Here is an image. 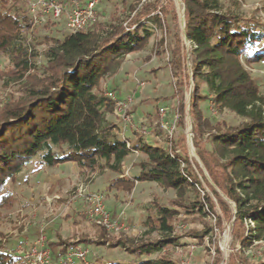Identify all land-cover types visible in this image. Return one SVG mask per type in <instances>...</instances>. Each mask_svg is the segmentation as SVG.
I'll return each instance as SVG.
<instances>
[{"label":"trees","instance_id":"obj_1","mask_svg":"<svg viewBox=\"0 0 264 264\" xmlns=\"http://www.w3.org/2000/svg\"><path fill=\"white\" fill-rule=\"evenodd\" d=\"M182 1L186 36L193 47L194 138L198 144L208 143L198 149L200 156L218 188L211 186L213 192L237 229L239 247L229 264H264V93L246 67L264 62V21L245 16L239 7L226 6L222 0ZM139 2L130 5L124 18L110 22L99 18L89 28L61 37L47 34L37 41L35 29L41 24L34 22L29 9H22L20 0H0V52L11 58L3 83L11 89L0 101V208L14 205L16 196L6 189L7 182L32 161L39 168L75 161L82 176L109 171L114 174L110 189L131 192L135 180H150L176 194L171 205L158 203L148 212L139 239L111 238L104 227L93 223L99 234L90 240L85 235L64 238L58 233L57 240L50 241L54 260L68 247L84 243L120 246L131 257L96 258L90 264H180L172 249L186 241L176 231V220L204 222L206 228L186 231L200 243L212 231L205 217L214 214L221 223L214 200L202 194L192 159L173 147L171 140L166 141L168 146L145 136L132 142L122 132L124 121L116 113L115 99L106 94L116 87L103 88V81L118 72L127 54L147 47L158 28L165 27L160 14H153L159 0H147L138 8ZM126 22L135 27L128 28ZM41 42L45 45L39 48ZM171 54L179 93L181 63L174 58L175 47ZM204 102L241 120L230 124L208 116ZM135 150L143 157L138 162L140 172L131 179L123 172L126 157ZM215 170H222L226 181L216 178ZM247 248L254 249L247 252ZM0 264L29 263L0 247Z\"/></svg>","mask_w":264,"mask_h":264},{"label":"rangeland","instance_id":"obj_2","mask_svg":"<svg viewBox=\"0 0 264 264\" xmlns=\"http://www.w3.org/2000/svg\"><path fill=\"white\" fill-rule=\"evenodd\" d=\"M222 1L226 6L239 7V12L245 16H254L264 21V0ZM237 1L241 3L240 6ZM135 2L136 0H102L100 21L110 22L115 17L124 18L125 14L130 11V5H134ZM183 2L182 0H159L153 9V14H160L163 21H166L165 27L158 28L155 36L150 38L147 47L127 54L118 72L103 81V88L106 90L107 86L109 88L116 87L115 92L119 98L126 100L132 98L128 105V111L134 119V124L122 129L123 133L128 130L131 135L130 139L133 140L134 134L137 137L145 136L146 139L159 142L164 146H168L170 142L168 144L166 141L171 140L174 144L173 147L184 151L185 155L192 159L193 168L205 183L204 187L196 176L197 181L204 188L202 194L208 193L212 197L215 203V212L221 216L220 224L218 217L214 214L205 217V221L212 226V231L201 243L197 237H193L186 231L190 228L202 230L206 228L204 222L201 220L183 222L177 219L176 231L181 233L186 244L173 247L174 256L180 264H229L231 256H235L236 247H239L237 229L235 230L233 218L229 217L230 213L225 211L217 199L216 193L213 192L211 186L217 190L218 188L209 174V171L211 173L209 166L200 156L201 146L204 145L207 148L208 143L205 140L202 142L203 144H198L197 138L188 136L190 130L194 135V119L191 114L194 89L191 71L193 47L186 36L185 3L183 4ZM19 5L22 6V9L27 10L28 0H20ZM127 26L129 27V24ZM35 32L37 41H41L47 34L61 37L70 30L66 18L61 17L36 26ZM44 45L41 42L38 47L42 48ZM172 47H175L177 51L174 58H177L181 63L179 93H177V77L173 74L170 65ZM37 60L42 62L43 57L37 58ZM10 66V56L0 52V101L5 98V92L11 89L6 88L3 84L4 73L9 70ZM246 67L258 79L264 93V62H256L246 65ZM15 86L13 84L12 88ZM177 100H179L178 104L174 105ZM183 102L185 108L181 110ZM203 106L205 114L208 116L223 118L230 124H236L241 120L240 117L227 109L220 111L211 102H204ZM161 107L167 110L166 120L172 123L177 119L171 138L167 136L166 132L160 130ZM142 157L141 153L132 152L128 155L125 159L123 175L135 179V176L140 172L138 162ZM204 163L208 166L209 171ZM214 173L216 178L226 181L222 170H215ZM113 175L105 170L94 172L89 176H82L75 161L43 168H39L35 161H32L16 175L14 180L9 179L7 182L6 189L13 192L16 197L11 208H0V247L13 254L22 255L20 250H26L36 240L42 226L49 239L48 244L51 250L54 246L50 245V241L57 239L58 233L62 234L64 238L71 237L72 234L76 235L80 231L89 240L98 237L99 229L87 217H83L84 211L90 207V202L85 194L94 191L103 193V201L107 208L129 225L128 230L107 231L111 238H120L126 241L139 239L145 229L142 222L148 212H153L158 203L171 205L176 195L175 191L150 180H135V186L131 192L110 189L109 179ZM82 185L87 186L83 193H81L80 187ZM56 196H60V198L56 199ZM49 199L52 200L49 201ZM233 206L234 204H231L234 212ZM90 246L94 250L92 261L96 258L103 260L131 258L120 246H111L110 244ZM253 249L247 248L246 251L252 252Z\"/></svg>","mask_w":264,"mask_h":264},{"label":"built area","instance_id":"obj_3","mask_svg":"<svg viewBox=\"0 0 264 264\" xmlns=\"http://www.w3.org/2000/svg\"><path fill=\"white\" fill-rule=\"evenodd\" d=\"M146 1L140 0L138 8ZM101 2L102 0H28V9L37 24H44L50 19L65 17L69 30L75 32L89 28L99 20ZM129 27L134 28L135 24ZM106 94L115 99L116 113L123 119L124 129L132 126L134 120L128 111V105L132 98L121 99L113 90H106ZM160 114L162 116L161 126L166 131L167 136L171 138L177 119L172 123L166 120L167 110L164 107L160 108ZM134 153L138 154L139 152L135 150ZM80 187L82 189L81 193L86 191L87 186L82 185ZM85 196L90 202V207L84 213L92 223L104 227L108 232L129 229V225L120 216L114 215L107 208L103 201V193L94 191L86 193ZM56 197L58 198V196ZM51 200L49 199V201ZM40 230L36 240L26 250H20L23 259L29 264H76L77 262L90 264L92 262L94 250L92 246L84 243L68 247L57 260H54L44 227L42 226Z\"/></svg>","mask_w":264,"mask_h":264},{"label":"crops","instance_id":"obj_4","mask_svg":"<svg viewBox=\"0 0 264 264\" xmlns=\"http://www.w3.org/2000/svg\"><path fill=\"white\" fill-rule=\"evenodd\" d=\"M131 132H132V130H131ZM129 139H130V134H129V132H128V130L124 133ZM139 137H137V135H135L134 134V138H133V140L132 139H130L132 142L133 141H136L137 139H138ZM79 233V234H78ZM78 233H76V235L77 236H81L82 234H81V231L80 232H78ZM73 236H74V234H72ZM54 240H57L56 238L55 239H52V241H54Z\"/></svg>","mask_w":264,"mask_h":264},{"label":"bare ground","instance_id":"obj_5","mask_svg":"<svg viewBox=\"0 0 264 264\" xmlns=\"http://www.w3.org/2000/svg\"><path fill=\"white\" fill-rule=\"evenodd\" d=\"M188 136H189L190 138H192V137L194 136L192 130L189 131Z\"/></svg>","mask_w":264,"mask_h":264},{"label":"water","instance_id":"obj_6","mask_svg":"<svg viewBox=\"0 0 264 264\" xmlns=\"http://www.w3.org/2000/svg\"><path fill=\"white\" fill-rule=\"evenodd\" d=\"M192 79H194L193 75H192Z\"/></svg>","mask_w":264,"mask_h":264}]
</instances>
